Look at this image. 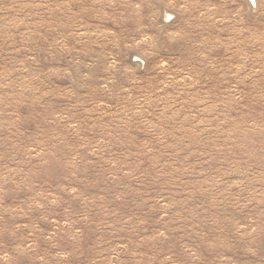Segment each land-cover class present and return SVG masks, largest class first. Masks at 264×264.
<instances>
[{"label":"rangeland","instance_id":"obj_1","mask_svg":"<svg viewBox=\"0 0 264 264\" xmlns=\"http://www.w3.org/2000/svg\"><path fill=\"white\" fill-rule=\"evenodd\" d=\"M0 264H264V0H0Z\"/></svg>","mask_w":264,"mask_h":264}]
</instances>
